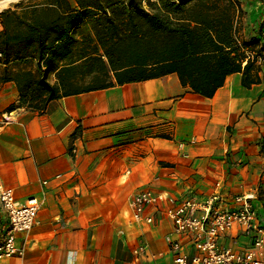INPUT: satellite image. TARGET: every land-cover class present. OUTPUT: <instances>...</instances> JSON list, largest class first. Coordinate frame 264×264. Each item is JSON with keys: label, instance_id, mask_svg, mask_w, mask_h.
Returning <instances> with one entry per match:
<instances>
[{"label": "crops", "instance_id": "0c3cea01", "mask_svg": "<svg viewBox=\"0 0 264 264\" xmlns=\"http://www.w3.org/2000/svg\"><path fill=\"white\" fill-rule=\"evenodd\" d=\"M256 62L260 81L232 73L213 97L171 73L63 96L44 112L21 106L15 81L1 83L0 183L42 205L19 234L26 254L0 264H172L173 222L133 218L131 199L147 189L177 201L254 193L264 222V53Z\"/></svg>", "mask_w": 264, "mask_h": 264}, {"label": "trees", "instance_id": "16d2710c", "mask_svg": "<svg viewBox=\"0 0 264 264\" xmlns=\"http://www.w3.org/2000/svg\"><path fill=\"white\" fill-rule=\"evenodd\" d=\"M0 12V84L15 81L21 106L31 110L171 73L206 97L235 72H243L245 86L260 81L252 71L261 70L264 22L241 39V0H44ZM12 64L29 68L15 72ZM79 76L99 82L78 86Z\"/></svg>", "mask_w": 264, "mask_h": 264}, {"label": "built area", "instance_id": "2783aa9c", "mask_svg": "<svg viewBox=\"0 0 264 264\" xmlns=\"http://www.w3.org/2000/svg\"><path fill=\"white\" fill-rule=\"evenodd\" d=\"M257 198L254 193L226 196L216 190L204 200L177 201L147 189L132 197L131 206L135 221L154 223L156 213H161L173 222L176 236L168 237L172 264H264V222L254 202ZM0 202L9 218L2 229L0 258L23 257L27 240L19 243V234H30L42 201L32 198L23 203L14 189L0 183ZM228 237L233 244H222ZM187 245L195 249L193 254L187 252ZM147 251L146 243L137 249L139 254Z\"/></svg>", "mask_w": 264, "mask_h": 264}, {"label": "rangeland", "instance_id": "374dc122", "mask_svg": "<svg viewBox=\"0 0 264 264\" xmlns=\"http://www.w3.org/2000/svg\"><path fill=\"white\" fill-rule=\"evenodd\" d=\"M44 0H16L10 4L8 8L11 9H21L22 6L26 7L33 3H41ZM242 3L245 8V15L242 20L241 28L243 35L245 33H255V27H257L261 22H264V0H242ZM7 9V8H6ZM1 13V12H0ZM1 29V24H0ZM10 70L15 71L22 68H29L27 65L22 64H12L9 66ZM52 73H49L48 78L52 79ZM79 80L75 81V85L85 86L92 83H98L99 81H93L92 76H79L77 77ZM76 78V79H77ZM102 82V81H101ZM4 218L0 219V239L2 237V229L9 224V218L7 212L4 210L2 213Z\"/></svg>", "mask_w": 264, "mask_h": 264}, {"label": "bare ground", "instance_id": "6f19581e", "mask_svg": "<svg viewBox=\"0 0 264 264\" xmlns=\"http://www.w3.org/2000/svg\"><path fill=\"white\" fill-rule=\"evenodd\" d=\"M16 2V0H2L0 1V11L8 8L11 3Z\"/></svg>", "mask_w": 264, "mask_h": 264}, {"label": "water", "instance_id": "95a60500", "mask_svg": "<svg viewBox=\"0 0 264 264\" xmlns=\"http://www.w3.org/2000/svg\"><path fill=\"white\" fill-rule=\"evenodd\" d=\"M0 1H2V0H0Z\"/></svg>", "mask_w": 264, "mask_h": 264}]
</instances>
